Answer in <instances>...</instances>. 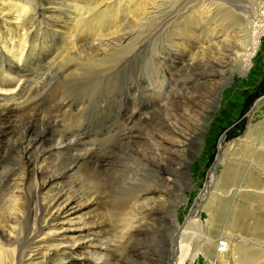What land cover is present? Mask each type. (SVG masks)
I'll return each mask as SVG.
<instances>
[{
  "label": "rangeland",
  "instance_id": "1",
  "mask_svg": "<svg viewBox=\"0 0 264 264\" xmlns=\"http://www.w3.org/2000/svg\"><path fill=\"white\" fill-rule=\"evenodd\" d=\"M64 1L73 5L79 0ZM219 1L224 3L228 2V6L233 13L235 12L234 14L238 17L241 24H245L248 17L249 19L251 18V21L254 20V17L258 14L257 12H260L264 17V0ZM44 3L45 2H42V4ZM20 4L22 5L14 4L15 7L9 8L0 2V55H2L5 60L10 58V60H13L12 63L14 64H12L13 68L11 71L7 70V77L12 78V80H8L5 84H0V93H4L11 89L17 92L19 86L24 83L25 79H35V75L32 74L35 66L28 72L31 73V76L22 79L20 77L22 73L16 70L17 65L15 63H21L23 55L25 54L21 49L23 48V41L25 45L23 46L26 50V46L30 40L31 35L25 28L27 27L26 24L28 23L27 20L31 13L30 11L33 10V7L26 4L25 0L22 1V3L20 2ZM20 6H25L29 11L22 13V8ZM199 10L201 11L198 6L192 9L189 14L183 16L182 19L186 17L189 18L181 22L177 29L182 30V26L189 22L190 17L196 12H199ZM26 13L27 15H25ZM38 14H40V11ZM46 21V24H53L52 27L56 29L58 33L56 34L57 40L54 43L51 42L50 36H46V40L49 41V44H47L46 48L41 52L43 56H41L42 60L40 66L54 64V62L67 56L72 51L70 50V52H67V48H64V43L59 41L60 38H66L69 34H73L72 27L58 21L53 23H48V20ZM226 21L228 24L229 20ZM257 24L250 34L251 44L247 47V49L249 48L248 50H250L249 54H246V57L242 56L241 60L235 59L234 55L236 48L232 50V47L236 46L234 44H242L241 40L238 39V35L240 36L238 33L240 25H235L234 23H230L231 26H229V31L226 28H224V30L220 28V30L214 31V34L210 32L211 29L208 30V25L203 23L201 27H196V30L191 33L192 35L188 36L186 39H184L183 36L181 37V35H166L168 37L166 39L165 48L161 51L159 48L163 45L162 42L164 38H156L158 41L154 46L155 53L154 50L148 48L147 41V45L144 44L146 51L143 57L134 61L133 65L127 71L121 74L117 80L115 79L113 81V95H121V97L110 99V105L109 107L107 106V110H101L95 100L90 103L91 105L85 104L86 110H89H87V115L84 118L85 121L87 120L88 125L84 132H87L89 135L92 134L91 136L96 140L94 144L90 142L88 144L89 146L86 145L83 147V150H88L89 153H91L94 149L93 152L95 151L99 156H102L104 155L103 153H107L109 149H113V156L108 158L109 164L106 168L97 171L99 174H90V171L85 169V165H82L64 182L60 184L57 183L56 185L52 184L47 189L40 191V198L43 199L51 194L53 189L58 186H68L70 188V186L74 185V182H82L85 183L83 187L87 188L89 191H99V193H101L93 200L85 198L81 207L62 217L57 225L44 227L42 229L40 232L41 237L37 240L42 238L44 245L42 244L43 248L40 250L43 255L47 254L49 248H57L60 241L57 242L55 240L62 236L77 238L78 240L84 239V242H88L94 238L92 233L96 234L101 230L102 234H97L96 238L115 236L113 240L116 241L115 245L117 248H115L116 253H110L111 255H115V258L109 255L111 258L110 263H114L116 260L121 264H173L171 245L176 237L179 236L178 230L183 225L186 215L191 212L195 201H197L199 197L209 194L204 193L211 184H214L212 192L213 198L211 197L212 199L209 203H213V208L208 210L204 209L205 206L209 205H205L204 203L196 210H200L196 225L192 227L193 229L191 228L192 232L186 237V240H182L184 247L183 263H180L236 264L235 258L237 257L234 256L236 238L240 239L239 241L241 243L244 242V244L247 245L252 243L260 245V241H264V232L257 234V232L253 230V223H249L251 225L247 224L245 227L244 224H239V228H233L231 223L235 203H244L243 205L245 207L247 206L246 210L254 219L260 217V224L264 229V199L262 200L253 195L246 198H237V201H235L232 199V196H228V192L230 193L235 185L240 186L243 184L249 173H251V179L256 181H259L260 177L264 178V173L259 171V168H263L264 158L261 160L258 158L256 160V158L253 157L257 155L255 150L260 144L261 139H263L264 125H261L260 129H256L255 127L252 128V125H256L257 122L250 121L252 116L255 115V108L258 107L261 99L264 98V22ZM98 33L94 36L95 42L92 40L94 42L92 43V51L95 52H93L94 54L98 52L97 49H106V44L111 43V41H113L112 39L117 37V34H114L113 30L103 29V31ZM209 33L213 35L211 36ZM211 38L213 40L208 42L207 39ZM143 39L144 38L139 41L143 43ZM75 45L78 48L81 47L80 45H82V47L86 46L83 47V49L89 47L84 36L81 35L77 38V43ZM99 45L102 46V48ZM88 51L89 50H86L85 54H87ZM159 52L161 53V57L158 56L160 58L158 62L157 53ZM162 53L164 55H162ZM172 54L174 56H169ZM190 55H193L192 58L189 57ZM144 56L149 57L145 64L143 62ZM151 59L152 61H156L158 68L166 70L167 73L169 72V74H167V79H169L172 85L189 83V87L186 91L190 95H194V110L197 109V112L192 115V118L189 120L188 118L181 120L183 124L179 126V130L172 127L176 130L175 134L182 137L183 143L179 146L178 151L165 150L166 155L159 149L158 151H154L148 143H155V140L160 141V138L158 139L156 136L162 138L160 134L165 135L169 133L170 127L167 128L165 125L163 126V119L165 116L159 111L152 113L150 110L152 113L151 117L154 120V123L151 125L150 123L147 125L145 123H140L144 135L140 136L141 139L139 142L129 143L127 141L119 148V144H117L119 143L117 133L120 132L118 113L122 111L121 116H123V114L129 116L131 114L130 112L133 111L132 101L134 100L131 96L132 93L129 86H133L131 84L132 81L138 83L140 78L146 75L149 68L148 64L151 63ZM181 60L188 61L185 62V64L192 63V70L189 69L187 65L182 67ZM73 71L76 72L75 68H70L69 72ZM37 72L36 80L40 81L43 77L42 71L38 69ZM193 73L198 75L200 79L192 78L191 76ZM190 79L192 80L190 81ZM58 81L59 79L54 81L53 86L58 84ZM134 86L136 87V85ZM181 91H183V89L174 91L173 94L177 97L182 93ZM83 95L74 98L75 106L87 100L88 97ZM182 96H184V93ZM120 100H123L122 105ZM102 101H104V104L106 103L105 100ZM152 102L156 104L157 95L146 94L144 103H149L148 105L151 107L153 105L151 104ZM1 103H3L2 98H0V104ZM247 142L254 143V145H252V151L248 155L241 154L240 150L237 149L238 157L240 156L239 158L243 161V165L240 168V173L235 179V182L233 184L228 182V185H219L221 181L220 173L221 177L226 175L230 165L231 157L229 153H231L232 148H235L236 145H245ZM169 145L170 143L168 146ZM177 146L178 145H174L173 147L177 148ZM4 149L5 143L0 144L1 154H3ZM137 150L140 151L139 154L135 152ZM11 153L12 152L8 150L5 152L2 158L3 166L6 167L7 165V167H11L15 163V154ZM44 156H46L43 162L44 166H49L51 163L61 161V158L58 157L55 152L45 154ZM63 157L65 158L66 156ZM63 161L65 162V160H62V162ZM220 163H222V166L217 171V174H215L216 177L213 179L215 182H211V172ZM253 166H256V168H252ZM24 183L28 184L30 181ZM31 188H34L33 183H31L29 188L27 186L25 195L17 194L15 190L13 193L11 191L10 194L0 192V219H4V221H7L4 223L9 225L15 223L12 222L13 217L19 219L15 226L20 228L18 231L23 232L21 240H23L22 238L26 235L25 233L26 230H28V225L35 233L39 232L40 229L39 222L34 223L31 220L28 224L27 220V204L29 202V196L32 193V191L30 192ZM152 191L157 192L155 194L148 193ZM115 192H119L123 194V196H136L137 200L133 205V210L130 211V217L134 221V229L131 232H129L130 229L120 228L119 226L120 229L118 231L120 234H117L116 230L111 226L114 218L109 216L111 213L109 205L111 204L113 193ZM33 195L35 194L32 193L31 197ZM147 198H155V201L145 200ZM151 203L153 204V208H147ZM145 215L147 216L144 222L142 218H144ZM137 219H139V221ZM95 220L102 221L99 225L100 228L90 226V223ZM146 221L148 222V226H145V223H147ZM195 228L196 230L198 229L196 232L194 230ZM63 230L65 231L63 232ZM231 237H235V239ZM17 239H20V236L19 238L17 237ZM226 239H229V243L225 242ZM209 242L212 246L214 245L215 248L212 247V252L207 255L205 259L203 257L205 254L202 252L199 253L197 250L205 247L203 245ZM221 242L227 245L226 250H220L225 247L221 246ZM86 245L87 244L80 245V249H84L83 252L87 251V249H85ZM0 246L1 264H18V249H14V246L6 244L4 241L1 242ZM113 258L114 261H112ZM255 261L252 264H264V258H259Z\"/></svg>",
  "mask_w": 264,
  "mask_h": 264
},
{
  "label": "bare ground",
  "instance_id": "2",
  "mask_svg": "<svg viewBox=\"0 0 264 264\" xmlns=\"http://www.w3.org/2000/svg\"><path fill=\"white\" fill-rule=\"evenodd\" d=\"M22 1L24 0H0L1 4L9 8H13L14 4L22 5L20 4ZM217 1L219 0H79L75 2L76 4L73 2L74 4L72 5L66 3L64 0H25L26 4L33 7V10L31 9L32 11H30L31 13L28 16L27 27L25 28L31 36L26 50L23 41L24 46L22 45L23 48L21 49L25 54L23 55L22 62L15 64L17 65L16 70L22 73V76H20L21 79L31 76V73L28 72L35 66L32 72V74L35 75V79H25L24 83L19 86L17 92L11 89L4 93H0V98H2L3 102L0 104V144L5 143L3 154L0 153V192L10 194L11 191L13 193L15 190L17 194L25 195L27 186L29 188L31 183L34 184V188H31L30 192L32 191L35 195L31 197V193L29 196L27 220L28 224L31 220L34 223H40V229L37 233H40L44 227L57 225L62 217L81 207L85 198L93 200L96 199L98 194H101L99 191L93 192L83 187L85 183L74 182V185L70 186V188L68 186H58L53 189L51 194L46 198H40L41 190L47 189L52 184L56 185L57 183L60 184L64 182L82 165H85V169L89 170L90 174H99L97 173L98 170L108 166V158L113 156V149H109L107 153H103L104 155L102 156H99L95 151L93 152L94 149L92 152L90 151L91 153H89L88 150H83V147L90 142L94 144L96 140L93 139V136H91L92 134L89 135L87 132H84L88 126L87 120L85 121L84 118L87 115V110H89H86L85 104H90L95 100L100 109L105 110L107 106L109 107L110 105V99L121 97V95H113V81L115 79L117 80L121 74L127 71L133 65L134 61L143 57L146 51L144 44H146L147 41L148 48L154 50L155 53L154 46L158 41L156 38H164L162 42L163 45L159 48L161 51L165 48L166 39L168 37L166 35H181V37L183 36L184 39H186L188 36L192 35L191 33L196 30V27H201L203 23L208 25V30L211 29L210 32L213 34L214 31L220 30V28L223 30L226 28L229 31V26H231L230 23H234L235 25H240L238 29L240 36L238 35V39L242 42V44H234L236 46L232 47V50L236 48L234 55L235 59L241 60L242 56L246 57V54H249L250 50H248L249 48L247 49V47L251 44L250 34L257 23L260 24L264 22V17L260 12H257L258 14L254 17V20L251 21V18L249 19L248 17L246 23L241 24L238 17L234 14L235 12L233 13L228 6V2L224 3L222 1ZM42 2L45 3L42 4ZM198 6L201 11L199 10V12L192 15L189 22L182 26V30L177 29L181 22L189 18L186 17L182 19L183 16L189 14L192 9ZM21 8L22 13L29 11L25 6ZM38 10L40 14H38ZM25 15H27V13ZM46 20H48V23L58 21L72 27L73 34L71 33L72 35L69 34L68 37L60 38L59 40L64 43V48H67V52H70V50L72 51L67 56L54 62V64L40 66L42 60L41 56H43L41 52L46 48V45L49 44V41L46 40V36H50L51 42L54 43L57 40L56 34L58 33L56 29L52 27L53 24H46ZM226 20H229L228 24ZM103 29L113 30V33L117 34V37L112 39L113 41H111V43L106 44V49H97L98 52L94 54L95 52L92 51V43L95 42L94 36H96V33L103 31ZM213 34L210 35L212 36ZM80 35L84 36L89 47L83 49V47L86 46L82 47V45H80L81 47L78 48L75 45ZM142 38H144L143 43L139 41ZM212 38L207 39V41L211 42L214 39ZM92 40H94V42ZM100 47L102 48V46ZM86 50H89L87 54H85ZM160 54V52L157 53L158 62L160 60L158 56L161 57ZM162 55L164 54L162 53ZM169 56L174 55L172 54ZM192 56L193 55H190L189 57L192 58ZM147 57L148 56H144V64L149 59V57ZM7 59L8 60L3 59L2 55H0V84H5L8 80H12V78L7 77V70L11 71L14 64L12 63L13 60H10V58ZM154 61L151 59V63L148 64V71L146 75L140 78V81H138L139 84L136 81H132L131 84L133 86H129L132 93V95H130L134 100L132 101L133 111L130 112L131 114L129 116H125L124 114L121 116L122 111L119 110L118 125L120 126V132L117 133L119 139V143H117L119 144L118 148L127 141L129 143L139 142L141 139L140 136L144 135L140 123H145L146 125L150 123L151 125L154 123L151 114L159 111L165 116L163 119V126L165 125L167 128L170 127L169 133L165 135L160 134L162 138L156 136V138H160V141L155 140V143H148L154 151H158L159 149L163 154H165V150L178 151L183 141L182 137H180V135L177 136L175 132L179 130V126H182V119L188 118L189 120L192 118V115L197 112V109L194 110V95H190L186 91L189 87V83L180 84L176 82L180 85H172L169 79H167V74H169V72L167 73L166 70L158 68V64ZM181 61L182 67L187 65L189 69L192 68V63L185 64V62L188 61ZM72 67L75 68L76 72H69ZM38 69H41L43 76L40 81L36 80ZM191 77L199 78V76L194 73ZM58 79V84L53 86L54 81ZM191 80L192 79H190V81ZM134 85H136V87ZM182 89L183 91H181V94H179L180 92L178 93L179 95L176 94L178 95L177 97L173 94L174 91ZM183 93L184 96H182ZM83 94L88 97L87 100L75 106L74 98L81 97L80 95ZM146 94L157 95L156 104H154L155 102L153 101L154 103H151L153 105L149 107V103H144ZM102 100H105L106 103L104 104ZM122 102L123 100H120L121 105ZM250 121L257 122L256 125H252V128L255 127L256 129H260L261 125H264V98L261 99L258 107L255 108V115L252 116ZM169 143L170 145L168 146ZM174 145H178L177 148H174ZM252 145H254V143L247 142L245 145H236L235 148H232L231 153H229L231 157L230 165L226 175L221 177L220 173L221 181L219 185H228L229 183L233 184L235 182V179L240 173V168L243 165V161L239 158L240 156L238 157L237 149L240 150L241 154L248 155L252 151ZM7 150L15 154V163L11 167H7L5 164L6 168L3 166L2 158ZM54 152L61 158V161H56L49 164V166H44L43 162L46 159L44 155ZM135 152L137 154L140 153L139 150ZM255 152H257V155L253 157H255L256 160L258 158L259 160L264 158V129L263 139H261ZM63 156L66 157L64 158ZM62 160H65V162H62ZM221 166L222 163L217 165L211 172V182H215L213 179L216 177L215 174H217ZM252 168H256V166ZM259 171L264 173V164L262 169L259 168ZM26 181H30V183H24ZM213 185L214 184H211L208 190L205 191L204 194L209 193L208 195H203V197H199V199L195 201L191 212L186 215L183 225L178 230L179 236L176 237L171 245L173 257V261H171L173 264L183 263L184 247L182 240H186V237L192 232V227L196 225L198 213H200V210H196L204 203L205 205L209 204L205 206L204 209L208 210L213 208V203H209L213 198ZM156 192L157 191H152L148 193L155 194ZM118 193L119 192L113 193L112 201L109 205V210L111 212L109 216L114 218L111 226L116 230L117 234H120L118 230L121 227L130 229L129 232H131L134 229V221L130 217V211L133 210V205L137 199L136 196L133 195L123 196V194ZM253 195L262 200L264 199V178L260 177L259 181H256L251 179V173H249L242 185H235L230 193L228 192V196H232V199L235 201H237V198H246ZM145 200L155 201V198H147ZM152 203L147 208H153ZM243 204L244 203L237 204L236 202L233 207L231 221L233 228H239V224H244L245 227L247 224L253 223V230H255L257 234L264 232L260 224V217L254 219L246 210L247 206L245 207ZM146 216L147 215L142 218L144 222ZM1 220L2 218L0 219V245L1 242L4 241L6 244L14 246V249H18V264H121L116 260L114 263H110L111 258L109 255H111V252L116 253L115 248H117L115 245L116 241L113 240L115 236L96 238L97 234H102L101 230L96 234L92 233L94 238L88 242H84V239L78 240L77 238L62 236L55 240L57 242L60 241L57 248H49L47 254L43 255L40 250L43 248L42 238L37 240L41 237V233L36 235L37 233L32 231L31 227L28 225V230H26L25 233L26 235L22 238L23 240H21L23 232L18 231L20 228L15 226L19 219L13 217L12 222L15 223L12 225L4 223L7 222L4 221V219ZM137 220L139 221V219ZM101 222L100 220L92 221L90 226H96L98 228ZM145 226H148V222L145 223ZM194 230L196 232L198 229L196 230L195 228ZM64 231L65 230H63V232ZM19 236L20 239H17ZM233 239H235V237ZM239 240L238 238L235 239L236 246L234 249V256L237 257L235 258L236 264H252L255 260L264 258V241H260V245H256V243L247 245L244 244V242L241 243ZM225 242L229 243V239H226ZM83 244H87L85 248L87 249L86 252H83L84 249H80V245ZM203 246V248L197 251H199V253H204L205 255L203 257L205 258L215 247L214 245L212 246L210 242ZM226 248L227 245L225 244V247L220 250L223 251L226 250ZM111 256L115 258V255ZM114 258L112 261H114ZM1 260L0 254V264L2 263Z\"/></svg>",
  "mask_w": 264,
  "mask_h": 264
},
{
  "label": "built area",
  "instance_id": "3",
  "mask_svg": "<svg viewBox=\"0 0 264 264\" xmlns=\"http://www.w3.org/2000/svg\"><path fill=\"white\" fill-rule=\"evenodd\" d=\"M220 244H221L222 247L225 246V244L223 242H221Z\"/></svg>",
  "mask_w": 264,
  "mask_h": 264
}]
</instances>
